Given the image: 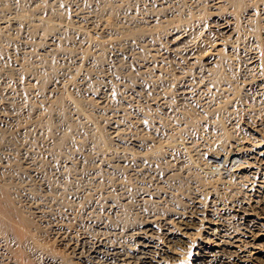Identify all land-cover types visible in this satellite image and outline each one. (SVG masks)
<instances>
[{
	"label": "rangeland",
	"instance_id": "1",
	"mask_svg": "<svg viewBox=\"0 0 264 264\" xmlns=\"http://www.w3.org/2000/svg\"><path fill=\"white\" fill-rule=\"evenodd\" d=\"M257 1L246 0L239 12L234 0H0V180L61 264H85L86 239L135 249L130 230L183 211L196 195L213 197L217 219L232 233L247 232L236 215L247 198L264 215L256 188L264 185L263 162L244 169L248 156L238 150L260 144L254 130L264 122V86L253 81L264 74V0ZM226 15L236 18L239 36L223 61L204 67L184 60L179 39L202 50L216 37L213 18ZM249 53L262 59L255 69ZM63 223L76 231V247L56 239ZM157 237L164 243L163 231Z\"/></svg>",
	"mask_w": 264,
	"mask_h": 264
},
{
	"label": "bare ground",
	"instance_id": "2",
	"mask_svg": "<svg viewBox=\"0 0 264 264\" xmlns=\"http://www.w3.org/2000/svg\"><path fill=\"white\" fill-rule=\"evenodd\" d=\"M219 1V0H218ZM246 0H234L236 10L240 12L246 8ZM257 1V0H256ZM215 2V1H214ZM217 2V0H216ZM258 2V1H257ZM211 3V2H210ZM226 3V2H225ZM213 4V3H212ZM220 3L213 4V8L217 10ZM231 5V4H230ZM106 8V7H105ZM212 8V9H213ZM261 8V7H260ZM115 9V8H114ZM235 9V8H234ZM257 9V8H256ZM208 10V9H207ZM229 10V9H228ZM110 11V10H109ZM245 11V10H244ZM248 11V10H247ZM258 11V10H257ZM216 12V11H215ZM226 12V11H225ZM246 12V11H245ZM260 12V10H259ZM104 13V12H103ZM208 13V12H207ZM229 14V13H228ZM255 10L249 9L246 12L247 17H254ZM71 15V14H70ZM223 15V14H222ZM221 15V16H222ZM80 16V15H79ZM108 16V15H107ZM200 16V15H199ZM204 16V15H203ZM224 16V15H223ZM98 17V16H97ZM201 17V16H200ZM102 18V17H101ZM91 19V18H90ZM16 20V19H15ZM67 20V19H66ZM96 20V19H95ZM73 21V20H72ZM213 28L216 37L201 41L204 48L201 50H189L188 38H182L180 35L179 42L185 49L184 60L202 62L204 67H212L217 62L220 64L223 61L226 53H230L234 49V44L239 36L238 23L235 17L227 16L224 18H213ZM248 21V20H247ZM70 22V21H69ZM243 22V21H242ZM260 22V21H259ZM82 23V22H80ZM104 23V22H101ZM118 23V22H117ZM126 23V22H125ZM203 23V22H202ZM207 23V22H206ZM263 23V22H262ZM205 24V23H204ZM88 25V24H87ZM99 25V24H98ZM136 25V24H135ZM140 25V24H139ZM211 25V24H210ZM209 25V26H210ZM94 26V25H93ZM104 26V25H103ZM149 26V25H148ZM244 26V25H243ZM263 26V24H262ZM145 27V26H144ZM66 28V27H65ZM87 28V27H86ZM210 28V27H209ZM49 29V28H48ZM82 29V28H81ZM257 29V28H256ZM76 30V29H75ZM121 30V29H120ZM253 30V29H252ZM82 31V30H81ZM87 31V30H86ZM197 31V30H196ZM202 31V30H201ZM204 31V30H203ZM211 31V30H210ZM99 32V31H98ZM106 32V31H105ZM199 32V31H198ZM209 32V31H208ZM262 32V31H261ZM95 33V32H94ZM93 33V34H94ZM210 33V32H209ZM112 34V33H111ZM55 35V34H53ZM104 35V33H103ZM137 35V34H136ZM191 35V34H190ZM205 35V33H204ZM214 35V34H213ZM105 36V35H104ZM264 36V35H263ZM262 36V37H263ZM56 37V36H54ZM53 37V38H54ZM107 37V36H106ZM109 37V36H108ZM127 37V36H126ZM192 37V36H191ZM196 37V36H195ZM194 37V38H195ZM261 37V36H260ZM110 38V37H109ZM125 38V37H124ZM176 38V39H177ZM199 38V37H198ZM255 38V37H254ZM197 39V38H196ZM202 39V38H201ZM213 39V40H212ZM200 40V39H199ZM51 41V40H50ZM66 41V40H65ZM104 41V39H103ZM194 41V40H193ZM196 41V40H195ZM44 42V41H43ZM112 42V41H111ZM72 43V42H71ZM127 43V42H126ZM192 43V42H191ZM200 41L198 42V44ZM253 43V42H252ZM255 43V42H254ZM66 44V43H65ZM83 44V43H82ZM195 44V43H194ZM196 44V46L198 45ZM201 44V43H200ZM201 44V45H202ZM206 44V47H205ZM238 44V43H237ZM248 44V43H246ZM49 45V44H48ZM51 45H55L54 42ZM69 45V44H68ZM87 45V44H86ZM261 45V44H260ZM51 46V47H52ZM54 46V47H55ZM195 46V45H194ZM200 46V45H199ZM253 46V45H252ZM255 46H257L255 44ZM25 47V46H24ZM62 47V46H61ZM92 47V46H91ZM95 47V46H94ZM112 47V46H111ZM192 48V46H190ZM198 47V46H197ZM241 47V46H240ZM73 48V47H72ZM93 48V47H92ZM189 48V49H188ZM196 48V47H195ZM200 48V47H199ZM202 48V47H201ZM247 48V47H246ZM262 48V47H261ZM260 48V49H261ZM50 49V48H49ZM182 49V47H181ZM229 49L230 52L224 53V50ZM245 49V48H243ZM253 49V47L251 48ZM250 49V50H251ZM255 49V48H254ZM79 50V49H78ZM247 50H249L247 48ZM70 51V50H69ZM177 51V50H176ZM242 51V50H241ZM240 51V52H241ZM255 51V50H253ZM259 51V50H258ZM261 52V51H260ZM263 52V51H262ZM177 54L179 52H176ZM236 53V52H233ZM242 53V52H241ZM42 54V53H41ZM118 54V53H117ZM182 54V53H181ZM244 54V53H243ZM250 54V53H249ZM179 55V54H178ZM232 55V54H231ZM236 55V54H235ZM81 56V55H80ZM181 56V55H180ZM230 56V54H229ZM234 56V55H233ZM251 56V54H250ZM260 55L253 54L249 57L247 65L250 68H256L261 65ZM57 57V56H56ZM238 57V55H237ZM248 57V56H247ZM65 58V57H63ZM132 58V57H131ZM186 58V59H185ZM231 58V57H230ZM234 58V57H232ZM241 59V58H240ZM70 60V59H69ZM72 60V59H71ZM83 60V59H82ZM50 61V60H49ZM72 62V61H71ZM90 62V61H89ZM185 62V61H184ZM195 62V63H194ZM237 62V61H236ZM241 62V61H240ZM239 63V62H238ZM67 64V63H66ZM190 64V63H189ZM217 64V66H218ZM230 64V63H229ZM74 65V64H73ZM240 66V64H238ZM13 66V65H12ZM187 66V65H186ZM196 66V65H193ZM25 67V66H24ZM192 67V66H191ZM201 67V66H200ZM226 67V66H225ZM263 67V66H262ZM90 68V67H89ZM241 68V67H240ZM6 69V68H5ZM15 69V68H14ZM200 69V68H199ZM205 69V68H204ZM238 69V68H237ZM251 69V70H254ZM260 69V68H259ZM16 70V69H15ZM21 70V69H20ZM194 70V69H193ZM199 71V70H198ZM250 71V70H249ZM211 71H209L210 73ZM255 72V71H250ZM264 72V71H263ZM23 73V72H22ZM221 73V72H220ZM245 73V72H244ZM257 73V72H256ZM255 73V84L264 86L262 74ZM260 73V72H259ZM227 74V73H226ZM242 74V73H240ZM251 75L253 73H250ZM200 75V74H199ZM204 75V74H203ZM220 75V74H219ZM218 75V77H219ZM236 75V74H235ZM18 76V75H17ZM79 77V75H77ZM82 76V75H81ZM212 76V75H211ZM216 76V75H215ZM230 76V75H229ZM253 76V75H252ZM87 77V76H86ZM244 77V76H243ZM202 78V77H201ZM206 78V77H205ZM222 78V77H221ZM219 78L220 80H222ZM251 78V77H250ZM20 79V78H19ZM74 79V78H73ZM200 79V78H199ZM214 79V78H213ZM212 79V80H213ZM248 79V78H247ZM252 79V78H251ZM70 80V79H69ZM204 80V78H203ZM208 80V79H207ZM19 81V80H18ZM61 81V80H60ZM200 81V80H199ZM228 81V80H227ZM252 81V83H253ZM233 82V81H232ZM46 83V82H45ZM242 83V82H241ZM54 84V83H53ZM56 84V82H55ZM211 84V83H210ZM219 84V83H218ZM243 84V83H242ZM251 84V83H250ZM256 84V85H257ZM204 85V84H203ZM214 85V84H213ZM232 85V84H230ZM17 86V85H16ZM45 86V85H44ZM59 86V85H58ZM223 86V85H222ZM258 86V88H259ZM7 87V86H6ZM20 87V86H19ZM53 87V86H52ZM51 87V88H52ZM206 87V86H205ZM210 87V86H209ZM212 87V86H211ZM219 87V86H217ZM230 87V86H229ZM18 88V87H17ZM59 88V87H58ZM64 88V86H63ZM71 88V87H70ZM197 88V87H196ZM221 88V87H220ZM261 88V87H260ZM2 89V88H1ZM22 89V88H21ZM69 89V88H68ZM72 89V88H71ZM205 89V88H204ZM246 89V88H245ZM55 90V89H53ZM61 90V89H59ZM231 90V88H230ZM255 90V89H254ZM4 91V90H3ZM52 91V90H51ZM193 91V90H192ZM10 92V91H9ZM20 92V91H19ZM26 92V91H25ZM68 92V91H66ZM189 92V91H188ZM199 92V91H198ZM205 92V91H204ZM214 92V91H213ZM235 92V91H234ZM258 92V91H257ZM53 93V92H52ZM55 93V91H54ZM256 93V92H255ZM264 93V92H263ZM48 94V93H47ZM190 94V93H189ZM188 94V95H189ZM218 94V92H217ZM253 94V93H252ZM259 94V93H258ZM258 94L256 96H258ZM9 95V94H8ZM23 95V94H22ZM186 94V96H188ZM210 95V94H209ZM216 95V94H215ZM240 95V94H239ZM43 96V95H42ZM55 97V95L53 96ZM253 97V96H252ZM255 97V95H254ZM263 97V96H262ZM2 98V97H1ZM7 98V97H6ZM15 98V97H14ZM43 98V97H42ZM102 98V97H101ZM26 99V98H24ZM48 99V98H47ZM55 99V98H54ZM212 99V98H211ZM254 99V98H253ZM258 99V98H257ZM262 99V98H261ZM16 100V99H15ZM23 100V99H22ZM218 100V99H217ZM231 100V99H230ZM256 100V99H255ZM57 101V100H56ZM74 101V100H73ZM100 101V100H99ZM208 101V100H206ZM204 101V102H206ZM14 102V101H13ZM16 102V101H15ZM18 102V101H17ZM256 102V101H255ZM11 103V102H8ZM24 103V102H23ZM5 104V103H4ZM21 104V103H19ZM50 104V103H49ZM103 104V103H102ZM111 104V103H110ZM217 104V102H216ZM264 104V103H263ZM39 105V104H38ZM45 105V104H44ZM206 105V104H205ZM262 105V104H261ZM1 106V104H0ZM9 106V105H8ZM11 106V105H10ZM48 106V105H47ZM218 106V105H217ZM256 106V105H255ZM259 106V105H258ZM26 107V106H25ZM39 107V106H37ZM165 107V106H164ZM2 108V107H1ZM7 108V106H6ZM197 108V107H196ZM250 108V107H249ZM259 108V107H258ZM9 109V108H7ZM12 109V108H11ZM11 109L7 110L10 111ZM38 109V108H37ZM63 109V108H61ZM60 109V110H61ZM76 109V108H75ZM263 109V108H262ZM222 110V109H221ZM4 111V110H3ZM44 111V110H43ZM147 112V111H146ZM262 112V111H261ZM1 113V112H0ZM9 114V112H6ZM117 113V112H116ZM149 113V112H148ZM259 113V112H258ZM12 114V112L10 113ZM36 114V113H35ZM22 115V113H21ZM60 115V114H59ZM261 115V114H260ZM1 116V115H0ZM14 116V115H13ZM23 116V115H22ZM48 116V115H47ZM65 116V115H64ZM218 116V114H217ZM11 117V116H10ZM13 117H5V119H12ZM42 118V117H41ZM147 118V117H146ZM262 118V117H261ZM14 119V118H13ZM12 119V120H13ZM45 119V118H44ZM218 119V118H217ZM15 120V119H14ZM43 120V119H42ZM4 121V120H3ZM44 121V120H43ZM117 121V120H116ZM115 121V122H116ZM141 121V120H140ZM264 121V120H263ZM2 122V121H1ZM9 122V121H8ZM21 122V121H20ZM24 122V121H23ZM32 122V121H31ZM118 122V121H117ZM12 123V122H11ZM14 123V122H13ZM16 123V121H15ZM34 123V122H33ZM128 123V122H127ZM147 123V122H146ZM255 123V122H254ZM258 123V122H256ZM5 124V122L3 123ZM24 124V123H23ZM14 125V124H13ZM29 125V124H28ZM115 125V124H114ZM147 125V124H146ZM261 125V126H260ZM16 126V124H15ZM259 126V127H258ZM255 127V132L261 137L260 144L246 146H239L238 150L243 151L248 156V161L244 169H249L257 164V160L263 162L264 165V122ZM14 127V126H12ZM115 127V126H114ZM26 129V128H25ZM116 130V129H115ZM24 131V130H23ZM119 132V131H118ZM17 133V132H16ZM116 133V132H115ZM114 134V133H113ZM23 135V134H22ZM118 136V135H117ZM160 136V135H159ZM8 138V137H7ZM15 138V137H14ZM255 138V137H254ZM29 139V138H28ZM128 139V138H127ZM167 140V139H166ZM256 139L253 141L255 142ZM25 141V140H24ZM236 141V140H235ZM251 141V140H250ZM252 141V142H253ZM127 142V141H126ZM134 142V141H133ZM258 142V141H257ZM231 143V142H230ZM251 143V142H250ZM138 144V143H136ZM239 144V143H238ZM237 144V145H238ZM144 145V144H143ZM236 145V146H237ZM135 146V145H134ZM137 146V145H136ZM263 146V147H262ZM9 147V146H8ZM139 147V146H138ZM147 147V146H146ZM143 148V147H142ZM237 148V147H235ZM234 148V149H235ZM2 149V148H1ZM146 149V148H145ZM13 151V150H12ZM144 151V150H143ZM206 151V150H205ZM233 151V150H232ZM149 152V151H148ZM237 152V151H236ZM207 153V152H206ZM214 153V152H213ZM141 154V153H140ZM144 154V153H143ZM205 154V153H204ZM120 155V153H119ZM136 155V154H135ZM138 155V154H137ZM241 155V154H240ZM139 156V155H138ZM243 156V153H242ZM146 157V156H145ZM215 158V156H213ZM212 158V157H211ZM244 158V157H243ZM19 159V158H18ZM140 159V158H139ZM155 159V158H154ZM176 160V159H175ZM140 161V160H139ZM195 161V160H194ZM234 161V160H233ZM239 162V161H238ZM195 163V162H194ZM144 164V163H142ZM245 164V163H244ZM178 165V164H177ZM238 165V164H237ZM39 166V165H38ZM217 166V165H216ZM242 166V165H241ZM261 166V165H260ZM1 167V166H0ZM155 167V166H154ZM180 167V166H178ZM190 167V166H189ZM201 167V166H200ZM36 168V167H35ZM258 168V167H257ZM256 168V169H257ZM188 169V168H187ZM216 169V168H215ZM261 169V168H260ZM179 170V169H178ZM219 170V168H218ZM253 170V169H252ZM255 170V169H254ZM253 170V171H254ZM263 170V169H262ZM177 171V170H176ZM194 171V170H192ZM257 171V170H256ZM259 171V169H258ZM264 171V170H263ZM172 172V171H171ZM262 172V171H261ZM29 173V172H28ZM198 173V172H197ZM152 174V173H151ZM159 174V173H158ZM161 174V173H160ZM181 174V173H180ZM199 175L201 173H198ZM247 174V173H246ZM251 174V172H250ZM256 174V173H255ZM264 174V173H263ZM208 175V174H207ZM214 175V174H213ZM217 175V174H216ZM219 175V174H218ZM254 175V174H253ZM259 175V174H257ZM191 176V175H190ZM201 176V175H200ZM243 176V175H242ZM196 177V176H195ZM206 177V176H205ZM217 177V176H214ZM255 177V176H254ZM258 177V176H256ZM172 178V177H171ZM219 178V177H218ZM100 179V178H99ZM241 179V178H240ZM19 180V179H18ZM167 181V180H166ZM249 181V180H248ZM195 182V181H194ZM203 182V181H202ZM242 182V180H241ZM263 182V181H262ZM165 183V182H164ZM170 184V183H169ZM223 184V183H222ZM254 184V182H253ZM163 185V183H162ZM220 185V184H219ZM225 185V184H224ZM256 185V184H255ZM160 186V185H159ZM207 186V185H206ZM247 186V185H246ZM250 186V185H249ZM153 187V186H152ZM157 187V186H156ZM50 188V187H49ZM206 188V187H205ZM248 188V187H247ZM254 188V187H253ZM251 188V189H253ZM257 191L261 194V203L264 207V185H258ZM255 188V189H256ZM190 189V188H189ZM215 189V188H214ZM249 189V188H248ZM259 189V190H258ZM199 190V189H198ZM209 190V189H208ZM246 190V189H245ZM23 191V190H22ZM168 191V190H167ZM177 191V190H176ZM195 191V189H194ZM251 191V190H250ZM256 191V192H257ZM36 192V191H35ZM150 192V191H149ZM204 192V189H203ZM214 192V191H213ZM199 193V192H198ZM208 194V192H206ZM210 193V192H209ZM151 194V193H150ZM161 194V193H160ZM171 194V193H170ZM203 194V193H202ZM201 195V194H200ZM204 195V194H203ZM246 197L247 194L245 193ZM260 195V194H259ZM170 196V195H169ZM172 196V195H171ZM170 196V197H171ZM180 196V195H179ZM187 196V195H186ZM213 196V195H212ZM164 197V194H163ZM244 197V196H243ZM250 197V196H249ZM24 198V197H23ZM42 198V197H41ZM159 198V197H158ZM167 198V196H166ZM173 198V197H172ZM171 198V199H172ZM177 198V197H176ZM182 198V197H181ZM184 198V197H183ZM213 198V197H212ZM202 198L199 195L193 196L188 201L187 208L183 211H172L168 209L166 215L158 218H148L142 226L130 230V234L136 239V248L120 246H109L106 242L83 240L82 243L86 245L89 252V259L85 264H166L165 258H171L172 261H181V264H264V215H257L247 201L245 200L236 210V215L242 221L241 225L247 231L244 235L238 233H231L225 229V225L220 223L216 217V208L213 205V200ZM239 198V197H238ZM146 199V198H145ZM161 199V197H160ZM241 199V198H239ZM238 199V200H239ZM251 199V197H250ZM183 200V199H182ZM255 199H253L254 201ZM45 201V200H44ZM165 201V200H164ZM251 201V200H250ZM259 201V200H258ZM36 202V201H35ZM111 202V201H110ZM215 202V200H214ZM222 202V201H221ZM239 202V201H238ZM30 203V202H29ZM112 203V202H111ZM216 203V202H215ZM230 203V202H229ZM153 204V203H152ZM155 204V203H154ZM172 202L170 203V205ZM239 204V203H238ZM254 204V203H253ZM252 204V205H253ZM258 204V202H257ZM55 205V204H54ZM113 205V204H112ZM220 205V204H219ZM223 205V204H221ZM226 205V204H225ZM234 205V204H233ZM236 205V204H235ZM114 206V205H113ZM124 206V205H123ZM162 206V205H161ZM164 206V205H163ZM172 206V205H171ZM218 206V205H217ZM237 206V205H236ZM254 206V205H253ZM225 207V206H224ZM233 207V206H231ZM235 207V206H234ZM257 207V206H256ZM262 207V208H263ZM25 208V207H24ZM71 208V207H70ZM93 208V207H92ZM167 208V207H166ZM34 209V208H33ZM72 209V208H71ZM123 209V208H122ZM175 209V208H174ZM232 209V208H231ZM236 209V208H235ZM255 209V208H254ZM260 209V208H259ZM82 210V209H81ZM173 210V209H172ZM178 210V209H177ZM181 210V209H180ZM219 210V209H218ZM222 209H220L221 211ZM69 211V210H68ZM75 211V210H74ZM219 211V212H220ZM260 211V210H259ZM38 213V210H36ZM118 212V211H117ZM234 212V211H233ZM43 213V212H42ZM67 213V212H66ZM112 213V212H111ZM144 213V212H143ZM226 213V212H225ZM259 213V212H258ZM57 214V213H56ZM73 214V213H72ZM158 214V213H157ZM156 214V215H157ZM219 214V213H218ZM58 215V214H57ZM120 215V214H118ZM151 215V214H150ZM154 215V216H156ZM162 215V214H161ZM45 216V215H44ZM61 216V215H60ZM141 216V215H140ZM78 217V216H77ZM222 217V216H221ZM228 217V216H226ZM230 217V216H229ZM62 218V217H61ZM68 218V217H66ZM224 218V217H223ZM225 219V218H224ZM57 220V219H55ZM72 220V219H71ZM223 220V219H222ZM221 220V221H222ZM53 221V220H52ZM63 221V220H62ZM67 221V220H66ZM228 221V220H227ZM235 221V220H234ZM237 221V220H236ZM61 222V220H60ZM240 222V221H239ZM50 223V222H49ZM67 223V222H65ZM69 223V222H68ZM232 223V222H231ZM254 223V226H253ZM34 222L32 218L22 208L15 203L14 197L11 194L9 186L0 180V264H37V261L45 259L47 262H54L61 264V260L54 257L55 249L53 246L44 244L35 232ZM102 224V223H101ZM80 225V224H79ZM82 225V224H81ZM84 225V224H83ZM229 225V224H228ZM68 226V225H67ZM63 223L56 228L58 239L62 245L72 248L76 247V231L67 228ZM75 226V225H74ZM129 226V225H128ZM232 226V225H231ZM82 227V226H81ZM118 227V226H117ZM161 227V229H160ZM78 227L76 226L75 229ZM84 227H82L83 229ZM104 228V227H103ZM126 228V227H125ZM90 229V228H89ZM101 229V228H100ZM74 230V229H73ZM109 230V229H108ZM129 230V229H128ZM163 231L165 236L164 243L157 237L159 232ZM251 230V231H250ZM55 231V230H54ZM83 231V230H82ZM96 231V230H95ZM101 231V230H100ZM115 231V230H114ZM120 231V230H119ZM78 232V231H77ZM81 232V231H80ZM102 232V231H101ZM253 233L249 238L247 233ZM79 233V232H78ZM88 233V232H87ZM114 233V232H113ZM126 233V232H124ZM83 234V233H82ZM103 234H105L103 232ZM107 234V233H106ZM105 234V235H106ZM86 235V234H85ZM90 235V234H88ZM115 235V234H114ZM82 236V235H80ZM79 236V237H80ZM84 236V235H83ZM251 236V235H250ZM106 237V236H105ZM109 237V235H108ZM243 237L245 239H243ZM96 238V236H95ZM101 238V237H100ZM110 238V237H109ZM82 239V238H81ZM90 239V238H89ZM99 239V238H98ZM107 239V238H106ZM111 239V238H110ZM118 240V239H117ZM130 240V239H129ZM117 242V241H116ZM134 242V241H133ZM115 243V242H114ZM246 243V244H245ZM78 244V243H77ZM82 244V246H83ZM120 245V244H119ZM79 246V245H77ZM127 246V245H126ZM133 246V245H132ZM81 247V246H80ZM243 247V248H242ZM83 248V247H82ZM85 248V249H86ZM76 251V250H75ZM79 251V250H78ZM84 251V249H83ZM82 251V252H83ZM80 252V251H79ZM86 253V252H85ZM241 254V260L231 262L228 261L227 255ZM81 254V252L79 253ZM190 256L187 263H183V256ZM85 256V255H84ZM88 258V256H85ZM84 257V258H85ZM236 258V257H235ZM238 258V257H237ZM185 260V259H184ZM85 261V260H84ZM238 262V263H237ZM67 263V262H66ZM70 263V262H69ZM178 263V264H179ZM63 264V263H62Z\"/></svg>",
	"mask_w": 264,
	"mask_h": 264
}]
</instances>
